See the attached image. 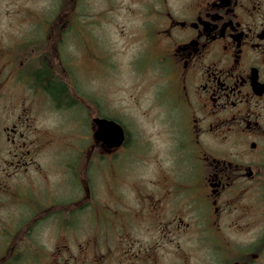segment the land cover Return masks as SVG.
<instances>
[{
	"label": "flooded vegetation",
	"instance_id": "obj_1",
	"mask_svg": "<svg viewBox=\"0 0 264 264\" xmlns=\"http://www.w3.org/2000/svg\"><path fill=\"white\" fill-rule=\"evenodd\" d=\"M145 3L143 31L158 47L154 68L166 82L161 91L168 98L160 91L158 100L162 160L169 164L157 189L140 192L161 237L153 247L140 238L138 251L130 252L132 225L119 220L109 230L85 219L94 193L76 189L54 204L50 189L34 187V170L43 178L46 171L38 156L50 158L59 145L36 126L34 109L49 100L60 110L82 111L81 95L70 89L61 38L52 55L60 73L48 50L33 58L36 67L23 70L21 54L0 45V264H163L164 256L190 264L193 255L177 253L178 246L162 251L164 238L189 228L200 234L203 264H264V0ZM45 41L33 43L32 51ZM87 113L92 120L109 117L95 106ZM124 129L126 140L115 149L96 140V127L93 136L112 156L130 142ZM13 175L26 180L3 189ZM49 224L58 233L53 242L45 237Z\"/></svg>",
	"mask_w": 264,
	"mask_h": 264
},
{
	"label": "rangeland",
	"instance_id": "obj_2",
	"mask_svg": "<svg viewBox=\"0 0 264 264\" xmlns=\"http://www.w3.org/2000/svg\"><path fill=\"white\" fill-rule=\"evenodd\" d=\"M147 10L145 0H0V45H11L12 54H21L23 70L29 64L36 67L33 58L48 50L60 73L59 58L52 55L57 52L53 44H61L70 89L81 95L82 111L75 107L60 110L49 100L45 108L34 109L36 126L48 129L54 144L57 141L59 145L50 149V158L46 153L38 156L36 163L46 166L44 178L34 170L30 180H34L35 188L50 189L54 204L76 189L94 193L97 201L85 219L91 227L101 223L109 230L111 222L119 220L132 225L130 252L138 251L140 238L153 247L154 240L161 237L156 215L144 210L140 191L157 189V179L168 175L169 164L162 160L166 137L158 100L166 82L154 68L158 66V47L143 31L149 22L144 17ZM46 29L49 38L41 37ZM153 34L151 31L149 36ZM44 38L46 46L37 47L34 53L33 43L36 47ZM29 51L33 56L28 59ZM165 91L162 88L163 99L168 98ZM94 106L119 120L131 134L128 146L115 150L112 156L95 142V125L87 113ZM18 180L26 179L13 175L2 188H15ZM186 201L182 199L179 204ZM179 208L181 212L183 208ZM49 227L45 237L53 242L58 233L54 225H47L46 230ZM199 236L194 229H180L163 239L162 251L172 253L178 246L177 253L193 255L190 264H203V251L195 241ZM163 264H182V260L164 256Z\"/></svg>",
	"mask_w": 264,
	"mask_h": 264
},
{
	"label": "water",
	"instance_id": "obj_3",
	"mask_svg": "<svg viewBox=\"0 0 264 264\" xmlns=\"http://www.w3.org/2000/svg\"><path fill=\"white\" fill-rule=\"evenodd\" d=\"M92 121L96 127V140L102 142L108 149L118 148L125 142L126 133L120 122L106 117H95Z\"/></svg>",
	"mask_w": 264,
	"mask_h": 264
},
{
	"label": "trees",
	"instance_id": "obj_4",
	"mask_svg": "<svg viewBox=\"0 0 264 264\" xmlns=\"http://www.w3.org/2000/svg\"><path fill=\"white\" fill-rule=\"evenodd\" d=\"M59 91H61V89H59ZM108 118H112V117H108ZM113 119H115V118H113ZM115 120H117V119H115Z\"/></svg>",
	"mask_w": 264,
	"mask_h": 264
}]
</instances>
